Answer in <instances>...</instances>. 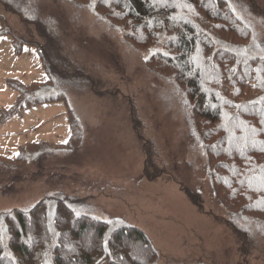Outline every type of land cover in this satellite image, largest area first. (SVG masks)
Masks as SVG:
<instances>
[{
    "label": "rangeland",
    "instance_id": "1",
    "mask_svg": "<svg viewBox=\"0 0 264 264\" xmlns=\"http://www.w3.org/2000/svg\"><path fill=\"white\" fill-rule=\"evenodd\" d=\"M9 1L26 19L0 1V15L13 31L0 36V115L9 113L0 119V156L5 158L0 160V210L28 208L47 195L62 193L83 199L84 207L102 219H120L142 228L160 251L159 264H264V222L250 218L246 223L231 216L214 194L206 158L185 111L184 93L172 78L146 64L150 51L132 44L128 51L120 28L87 5L70 0ZM254 1L249 4L255 3L263 14L247 6L248 0L235 5L231 1L232 6L214 11L215 22L247 34L243 25L233 24L230 11L247 6L242 16L253 29L254 41L264 47V0ZM38 25L44 27L45 36ZM13 35L40 46L50 35L55 55L60 48L61 59L55 61L67 69L73 62L69 73H85V77L68 76L69 85L62 86L67 100L31 103L23 110L17 105L20 111L12 114L20 101L9 78L27 84L47 80L37 44L26 42L16 55ZM233 41L244 42L236 37ZM258 70L257 79L264 83V60ZM261 88V92L248 89L245 97L250 101L260 96ZM100 90L127 97H108ZM68 97L85 130L83 141L73 148L64 145L71 134ZM132 103L137 108L132 109ZM144 139L154 143L157 168L164 171L154 180L143 172ZM17 158L24 162L11 160ZM254 183L257 189L264 179ZM182 186L200 193L203 211Z\"/></svg>",
    "mask_w": 264,
    "mask_h": 264
},
{
    "label": "trees",
    "instance_id": "2",
    "mask_svg": "<svg viewBox=\"0 0 264 264\" xmlns=\"http://www.w3.org/2000/svg\"><path fill=\"white\" fill-rule=\"evenodd\" d=\"M0 1L8 10L25 18L21 11L13 9L9 0ZM70 1L87 5L115 24L128 44L150 51L146 64L172 78L184 93L185 111L206 158L214 194L231 216L246 223L251 219L264 222V202L251 191L254 181L264 179V93L250 101L245 97L248 89L261 92V85L264 87L257 79L264 47L254 41L253 29L242 16L249 9L247 6L259 11L257 5L251 6L252 0H248L246 7L241 6L243 11H238V6L230 10L236 20L233 24L243 25L247 31L236 34L215 22L214 11L232 6L231 1L234 5L245 4L244 0ZM37 29L46 35L43 26L38 25ZM10 32L8 25L0 26V36ZM13 36L16 55L22 53L26 42L37 44L23 36ZM235 37L244 42L233 41ZM47 40L48 47L37 44L47 71L46 82L27 84L16 78L8 80L20 101L13 106L12 114L31 103L67 100L62 86L69 85L68 76H86L82 71L68 72L73 69V62L68 63V69L60 66L55 61L61 59L60 48L55 55L56 46L54 42L50 45V35ZM230 59L235 61L230 64ZM68 60H71L69 50ZM68 104L71 134L69 143L64 145L73 148L82 142L85 131L69 97ZM17 105H21L20 110ZM8 116L4 112L0 119ZM143 144L144 173L154 180L164 171L157 168L154 143L144 139ZM0 160L5 158L0 156ZM11 160L17 164L24 162L18 158ZM181 189L203 211L200 193L183 186ZM253 189L264 196V183ZM229 220L234 232L239 234L237 225ZM104 261L159 264L160 251L142 228L120 219H102L84 207V200L79 197L57 193L41 198L28 208L0 210V264H101Z\"/></svg>",
    "mask_w": 264,
    "mask_h": 264
},
{
    "label": "crops",
    "instance_id": "3",
    "mask_svg": "<svg viewBox=\"0 0 264 264\" xmlns=\"http://www.w3.org/2000/svg\"><path fill=\"white\" fill-rule=\"evenodd\" d=\"M3 3V2H2ZM1 21L3 22V24H6V23H4V18H3V15H2V18H1ZM6 25H8V24H6ZM8 27L10 28V33H7V34H12V29H11V27L8 25ZM122 44V43H121ZM121 44H120V46H121ZM28 45V44H27ZM129 45V48H128V51L129 50H131V49H133V47L130 45V44H128ZM99 65H100V63H99ZM102 92H100L102 95L103 94H109L110 96H108V97H114V98H116V99H121L122 97H124V98H126L127 96H123L119 91H117V92H112V93H107V92H104L103 90H101ZM68 96H69V94H68ZM129 99H135V98H129ZM138 103H137V101H136V105H137ZM132 106H130L132 109L134 108H137V106H135V104L134 103H132L131 104ZM111 114H109V113H107L106 114V117L107 118H109V116H110ZM134 119V118H133ZM84 128V127H83ZM85 131V130H84ZM83 141V140H82ZM143 149H144V147H143ZM145 153V152H144ZM145 161H146V156H145ZM145 163V162H144ZM144 167H145V164H144ZM143 172H144V170H143ZM145 174V173H144ZM182 190V189H181ZM183 191V190H182ZM184 192V191H183ZM185 193V192H184ZM186 194V193H185ZM198 208V207H197ZM198 210L200 211V209L198 208Z\"/></svg>",
    "mask_w": 264,
    "mask_h": 264
}]
</instances>
